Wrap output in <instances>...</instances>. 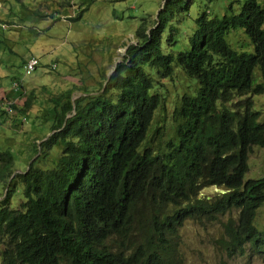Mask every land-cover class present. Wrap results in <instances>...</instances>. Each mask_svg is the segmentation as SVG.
Masks as SVG:
<instances>
[{
  "label": "trees",
  "instance_id": "16d2710c",
  "mask_svg": "<svg viewBox=\"0 0 264 264\" xmlns=\"http://www.w3.org/2000/svg\"><path fill=\"white\" fill-rule=\"evenodd\" d=\"M164 1L97 93L74 99L69 89L51 98L52 134L35 144L23 173L14 172L10 149L0 151V264H183L188 221L222 224L218 245L229 258H264V178L245 179L253 148H264L253 100L264 94L255 80L256 70L264 79V8L233 2L220 17L211 7L218 0H199L190 49L175 56L165 52L164 35L171 25L165 42L176 43L172 23L196 0ZM238 29L253 53L228 43ZM175 64L189 82L173 112L174 137L165 141L157 129L148 140L164 101L155 90L175 78Z\"/></svg>",
  "mask_w": 264,
  "mask_h": 264
},
{
  "label": "rangeland",
  "instance_id": "374dc122",
  "mask_svg": "<svg viewBox=\"0 0 264 264\" xmlns=\"http://www.w3.org/2000/svg\"><path fill=\"white\" fill-rule=\"evenodd\" d=\"M233 2L239 8L245 0H218L211 6L213 13L220 17L231 13ZM164 3V0H0V151L13 152L15 173L28 168L37 157L35 144L51 135L52 123L48 118L51 98L69 89L76 90L74 99L81 97L85 89L97 93L105 78L123 61L127 48L137 42V29L150 19L154 25ZM259 3L264 8V0ZM202 4L196 0L190 14L177 16L173 21L172 25H178L173 46L165 42L170 35L171 25L168 26L164 35L165 52L176 56L190 49L189 37L196 30L195 19ZM85 8L89 10L83 19L73 22ZM180 18L182 22L178 23ZM227 41L238 52H254L250 38L242 29L232 30ZM32 58L38 59L39 65L33 74L26 75L24 65ZM146 70L156 78L155 70ZM180 71L175 64V78L162 81L155 90L164 101L156 112L148 140L157 129L163 131L165 141L174 137L173 112L187 92L185 85L189 82ZM255 80L264 83L259 70ZM190 91L192 95L197 93L192 88ZM33 96V108L22 117L19 109ZM253 100L254 110L260 113V122L264 123V94L254 96ZM159 141L157 138L155 143ZM249 167L246 180L264 178L263 147L253 148ZM3 194L5 185L1 187L0 183V195ZM212 194L214 189L202 196ZM260 222L264 224V217ZM223 233L220 223L206 227L188 221L181 230L183 264H264L261 256L229 258L218 245Z\"/></svg>",
  "mask_w": 264,
  "mask_h": 264
},
{
  "label": "built area",
  "instance_id": "2783aa9c",
  "mask_svg": "<svg viewBox=\"0 0 264 264\" xmlns=\"http://www.w3.org/2000/svg\"><path fill=\"white\" fill-rule=\"evenodd\" d=\"M39 60L36 58L30 59L27 64L24 66L26 75H31L38 67Z\"/></svg>",
  "mask_w": 264,
  "mask_h": 264
},
{
  "label": "water",
  "instance_id": "95a60500",
  "mask_svg": "<svg viewBox=\"0 0 264 264\" xmlns=\"http://www.w3.org/2000/svg\"><path fill=\"white\" fill-rule=\"evenodd\" d=\"M158 14H159V13H158ZM115 70H116V68L113 70V72H114ZM113 72H112V73H113ZM112 73H111V75H112ZM111 75H110V76H111ZM110 76H109V78H108V81L110 80ZM51 134H52V133H51ZM48 137H50V136H48Z\"/></svg>",
  "mask_w": 264,
  "mask_h": 264
},
{
  "label": "clouds",
  "instance_id": "9594fccd",
  "mask_svg": "<svg viewBox=\"0 0 264 264\" xmlns=\"http://www.w3.org/2000/svg\"><path fill=\"white\" fill-rule=\"evenodd\" d=\"M26 64H27V63H26ZM26 64H25V65H26ZM25 65H24V66H25ZM33 73H34V72H33ZM33 73H32V74H33Z\"/></svg>",
  "mask_w": 264,
  "mask_h": 264
}]
</instances>
